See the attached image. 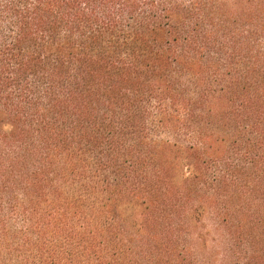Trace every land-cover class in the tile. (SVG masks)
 <instances>
[{
    "label": "trees",
    "instance_id": "1",
    "mask_svg": "<svg viewBox=\"0 0 264 264\" xmlns=\"http://www.w3.org/2000/svg\"><path fill=\"white\" fill-rule=\"evenodd\" d=\"M0 264H264V0H0Z\"/></svg>",
    "mask_w": 264,
    "mask_h": 264
}]
</instances>
